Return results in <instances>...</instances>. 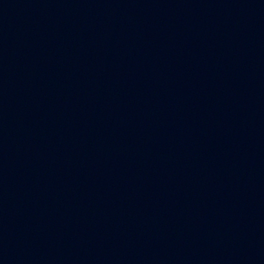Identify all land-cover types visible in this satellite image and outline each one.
Listing matches in <instances>:
<instances>
[{"label": "water", "instance_id": "1", "mask_svg": "<svg viewBox=\"0 0 264 264\" xmlns=\"http://www.w3.org/2000/svg\"><path fill=\"white\" fill-rule=\"evenodd\" d=\"M0 264H264V0H0Z\"/></svg>", "mask_w": 264, "mask_h": 264}]
</instances>
